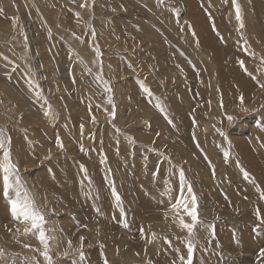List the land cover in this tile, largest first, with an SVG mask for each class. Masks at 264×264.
<instances>
[{
    "label": "rangeland",
    "instance_id": "rangeland-1",
    "mask_svg": "<svg viewBox=\"0 0 264 264\" xmlns=\"http://www.w3.org/2000/svg\"><path fill=\"white\" fill-rule=\"evenodd\" d=\"M189 3L210 37L203 55ZM257 14L264 27V0H0V140L19 199L45 218L53 264H77L81 244L85 264H187L188 243L192 264H264V43L249 41L252 57L235 47ZM217 47L240 50L234 68L210 55ZM2 175L0 264H48Z\"/></svg>",
    "mask_w": 264,
    "mask_h": 264
},
{
    "label": "snow or ice",
    "instance_id": "snow-or-ice-1",
    "mask_svg": "<svg viewBox=\"0 0 264 264\" xmlns=\"http://www.w3.org/2000/svg\"><path fill=\"white\" fill-rule=\"evenodd\" d=\"M85 5H81V7H84ZM239 8H237V19H239ZM241 65L243 66V62H241ZM110 91V88H109ZM241 101H243V97H241ZM45 115L47 116L48 113L46 112ZM229 120L232 119V117H228ZM94 122V118H93ZM81 131L83 132V125H81ZM222 136L224 135L223 132L220 133ZM57 144L62 148L63 145L57 140ZM0 150H2L3 155V161L0 163V172H2V190L3 195L5 197H8L10 194V191L13 189V187L16 188V196L18 199L11 201V211L13 214V217L15 219H23V220H30L32 222V228L39 231V240L44 245L45 250L41 253L44 257V259L48 262V264H53L52 256L49 254V243L46 239V233L43 230V224L45 223L44 216L35 209L34 204L32 201L28 198L27 192L24 193V199L20 200L19 197L21 196L20 189L23 188L22 181L19 176V170L15 163L11 160V152L10 148L5 147V144L3 140H0ZM81 150L83 151V146H81ZM225 157L227 158V153H225ZM181 180H183L184 175L183 171L181 170L180 173ZM14 180V182H13ZM188 192L191 193V187H188ZM115 194V193H114ZM116 198L119 199L118 194H116ZM261 199H264V196H261ZM192 204L194 205L191 210H188L187 206H185V212L187 215H189L192 219V223L188 224L185 223L183 220L180 221L182 227L188 231L189 234H191L196 227L197 222L199 221L198 213L195 207L196 204V198L193 195L192 196ZM180 205V200L176 201V204L172 205V207H178ZM257 217H260V210L257 209L256 211ZM262 223H264V220H262ZM81 241H83V237H81ZM167 243L171 244V241H166ZM70 243V242H69ZM25 247H28V245H25ZM188 254H187V264H192V255L194 251V245L192 243H188ZM77 254L79 256V260L77 264H85L86 256L83 252V245L81 244L80 249L77 250ZM63 255H68V253H64ZM260 256L264 257V250H261ZM104 264H108L107 260H104Z\"/></svg>",
    "mask_w": 264,
    "mask_h": 264
},
{
    "label": "bare ground",
    "instance_id": "bare-ground-1",
    "mask_svg": "<svg viewBox=\"0 0 264 264\" xmlns=\"http://www.w3.org/2000/svg\"><path fill=\"white\" fill-rule=\"evenodd\" d=\"M11 1V0H10ZM81 1V0H80ZM134 1V0H133ZM150 1V0H149ZM182 2H183V0H181ZM190 1H192V0H190ZM254 1V0H253ZM9 2V1H8ZM18 2V1H17ZM26 2V1H25ZM60 2V1H59ZM62 2V1H61ZM79 2V1H78ZM141 2V1H140ZM139 2V3H140ZM257 2V1H256ZM22 3V2H21ZM50 3V2H49ZM142 3V2H141ZM157 3V2H156ZM177 3V2H176ZM185 3H187L186 1H185ZM193 3H194V1H193ZM9 4V3H8ZM7 4V5H8ZM11 4H12V2H11ZM66 4V3H65ZM68 4V3H67ZM71 4V3H70ZM195 4V8L198 10L199 8H197V5L198 4H196V3H194ZM57 5V4H56ZM78 5V4H77ZM151 5V4H150ZM10 6V5H9ZM53 6V5H52ZM66 6V5H65ZM69 6V5H68ZM156 6V5H155ZM203 6V5H202ZM135 7V6H134ZM201 7V6H200ZM252 7H253V5H252ZM194 8V9H195ZM77 9V8H76ZM80 9V8H79ZM193 9V6H192V4L191 3H189V4H187L186 5V12H188V15L190 14V15H192L191 16V18L192 19H196L195 21H197V22H193V21H190V23H194V26H195V30H196V34H197V38L200 40V45L202 46H200V48H201V50H200V53H199V51L197 52V54H201V55H203L204 54V51L203 50H206L205 49V47H206V41H205V37L206 38H210L209 36H208V34L207 33H205V31H204V29H203V26H202V24H201V31H200V26H199V18L201 17L200 15H206L205 14V12L204 11H202V12H200L199 11V13H200V17L198 18V14H197V12L198 11H196V14H193V11H195ZM62 10V9H61ZM61 10H60V12H61ZM6 11H7V9H6ZM36 12V11H35ZM68 12V11H67ZM79 12V11H78ZM170 12V11H169ZM253 12V11H252ZM77 13V12H76ZM220 13V12H219ZM261 13V12H260ZM37 14V13H36ZM61 14V13H60ZM68 14H70V13H68ZM235 14V13H234ZM254 14V13H253ZM256 14V13H255ZM25 15V14H24ZM220 15V14H219ZM228 15V14H227ZM236 15V14H235ZM27 16V15H26ZM64 16V15H63ZM123 16V15H122ZM125 16V15H124ZM193 16H195L194 18H193ZM24 17V16H23ZM30 17V16H29ZM68 17V16H67ZM66 17V18H67ZM255 17V16H254ZM14 18V17H13ZM40 19H41V17H39ZM75 18V17H74ZM124 18H126V17H124ZM253 18V17H252ZM37 19V18H36ZM221 19H224L223 21H224V23L225 24H227L228 23V21L227 20H225V17L223 16V17H221ZM256 19H258L259 21H258V28H254V27H252L251 29H250V31H251V34H250V36H249V38L250 39H245L244 40V44H243V46L241 47V46H235L236 48H240V49H243V51L244 52H246V56H251L252 57V55H251V52L250 51H248V48H250V47H252V45L249 43V41L251 40L253 43H254V45H255V47H257V48H259V49H263L260 45H258L257 43H256V41L255 40H258L259 39V41L262 43H264V41L261 39V38H258V36L260 35V36H263L264 37V27H262V22H261V18H260V14H257V17H256ZM9 20V19H8ZM31 22H29V23H33V21H34V16L32 17L31 16ZM47 20V19H46ZM126 20V19H125ZM165 20V19H164ZM27 21V20H26ZM25 21V22H26ZM38 21V20H37ZM77 21H79V20H77ZM159 21V20H158ZM221 21V20H220ZM219 21V22H220ZM264 21V20H263ZM6 22V21H5ZM128 22V21H127ZM136 22V21H135ZM139 22V21H138ZM168 22V21H167ZM215 22V21H214ZM199 23V24H198ZM202 23V22H201ZM16 24V23H15ZM80 24H81V22H80ZM132 24V23H131ZM143 24V23H142ZM151 24V23H150ZM191 24V25H192ZM217 24H219L218 22H217ZM234 24V23H233ZM3 25H5V24H3ZM28 25V24H27ZM73 25H76V24H73ZM72 25V26H73ZM115 25V24H114ZM144 25V24H143ZM146 25V24H145ZM79 26V25H78ZM139 26H141L140 25V23H139ZM234 26V25H233ZM5 27V26H4ZM15 27V26H14ZM18 27V26H17ZM60 27V26H59ZM75 27V26H74ZM135 27V26H134ZM148 27V26H147ZM149 27H150V25H149ZM152 27V26H151ZM150 27V28H151ZM192 27V26H191ZM231 27V26H230ZM7 28V27H6ZM5 28V29H6ZM80 28V27H79ZM142 28V27H141ZM207 28V27H206ZM76 29V28H75ZM136 29V28H135ZM147 29V28H146ZM236 29V28H235ZM1 30V29H0ZM9 30V29H8ZM147 30H150V29H147ZM259 30V31H258ZM13 30H11V32H12ZM63 31V30H62ZM65 31V30H64ZM78 31H79V29H78ZM184 31V30H183ZM194 31V30H193ZM200 31V32H199ZM219 31V30H218ZM239 31V30H238ZM9 32H10V30H9ZM66 32H68V30L66 31ZM65 32V33H66ZM81 32H82V30H81ZM80 32V33H81ZM128 32V31H127ZM131 32V31H130ZM136 32H138V31H136ZM143 32V31H142ZM155 32V31H154ZM167 32V31H166ZM258 32V33H257ZM262 32V33H261ZM133 33V32H132ZM151 34H154V33H152V32H150ZM157 33V32H156ZM155 33V34H156ZM234 33V32H233ZM70 34V33H69ZM138 34H139V32H138ZM150 34V35H151ZM169 34V33H168ZM171 34V33H170ZM194 34H195V32H194ZM236 34H238L237 32H236ZM248 34V33H247ZM254 34H258L257 36H256V38L254 37ZM263 34V35H262ZM129 35V34H128ZM135 35V34H134ZM147 35H149V34H147ZM137 36H139V35H137ZM155 36V35H154ZM157 36H159V35H157ZM188 36H190V35H188ZM196 36V35H195ZM194 36V37H195ZM237 36V35H236ZM19 37V36H18ZM143 37V36H142ZM141 36L139 37V38H142ZM145 37H146V35H145ZM223 37H225V36H223ZM222 37V38H223ZM241 37V36H240ZM245 37V36H244ZM149 38V37H148ZM150 38H152L151 36H150ZM156 38V37H155ZM196 38V39H197ZM226 38V37H225ZM228 38V37H227ZM226 38V39H227ZM231 38V37H230ZM234 38H235V36H234ZM246 38V37H245ZM8 39V38H7ZM69 39V38H68ZM134 39V38H133ZM153 39V38H152ZM152 39H150L151 41H152ZM159 39V38H158ZM3 40V39H2ZM132 40V39H131ZM140 40V39H139ZM142 40V39H141ZM149 40V41H150ZM210 40V39H209ZM212 40V39H211ZM219 40V39H218ZM225 40V39H224ZM143 41V40H142ZM146 41V40H145ZM162 41V40H161ZM228 41V40H227ZM144 42V41H143ZM224 42V41H223ZM236 42V41H235ZM9 43V42H8ZM184 43H186L187 44V46H191L192 45V40H190L189 38H187V41H185ZM196 43V42H195ZM227 43V42H226ZM231 43V42H230ZM233 43V42H232ZM105 44V43H104ZM107 44V43H106ZM105 44V45H106ZM240 44V43H239ZM232 45V44H231ZM254 45H253V47H254ZM227 46V45H226ZM112 47V46H111ZM147 47V46H146ZM218 48V47H217ZM221 48V47H220ZM220 48H218L217 50H213V51H210V55L211 56H213V58L215 57V58H218L219 56H229V60H228V64H229V66H231V68H234V64H236V61H237V57H238V54L240 53V50H238L239 51V53L238 54H236V53H231V52H228L227 50H222V49H220ZM238 48V49H239ZM87 49V48H86ZM109 49V48H108ZM198 49V48H197ZM210 49V48H209ZM224 49V48H223ZM234 48H232V50H233ZM138 51V50H137ZM164 51V50H163ZM191 51V50H190ZM228 52V53H226V52ZM86 52H87V50H86ZM154 52V51H153ZM134 53V52H133ZM156 53V52H155ZM193 55H194V53H193V51L191 52ZM9 55V54H8ZM7 55V56H8ZM200 55V56H201ZM239 55H241V54H239ZM242 55H244V54H242ZM177 56V55H176ZM206 55H204V57H205ZM168 57V56H167ZM194 57V56H193ZM236 57V58H235ZM1 58V57H0ZM12 58H13V56H12ZM128 58V57H127ZM130 58H131V56H130ZM198 58V57H197ZM196 58V59H197ZM242 58H244V56L242 57ZM2 59V58H1ZM148 59V58H147ZM159 59V58H158ZM206 59V58H205ZM220 60V59H219ZM75 61V60H74ZM174 61V60H173ZM178 61V60H177ZM209 61V60H208ZM167 62H168V60H167ZM242 62L243 63H245V60H242ZM181 63V62H180ZM199 63H203L202 62V59L201 60H197V65L199 64ZM207 63V62H206ZM238 64V63H237ZM244 65V64H243ZM73 66V65H72ZM84 67V66H83ZM113 69V68H112ZM155 69V68H154ZM165 69V68H164ZM167 70V69H166ZM159 71H161V72H164V70H159ZM109 72V71H108ZM99 73V72H98ZM102 73V72H101ZM169 74V76H171L172 74L171 73H168ZM167 74V75H168ZM200 74V73H199ZM98 75V74H97ZM195 75V74H194ZM243 75V74H242ZM196 76H198L197 74L195 75V78H196ZM204 76V75H203ZM203 76H202V78H203ZM230 76H232V78H234L236 81H238L240 78H241V73L239 72V71H235V72H231L230 73ZM191 77V76H190ZM201 77V76H200ZM243 77H245V76H243ZM164 78V77H163ZM192 78V77H191ZM209 78V77H208ZM204 79H205V77H204ZM243 79V78H242ZM248 80V79H247ZM215 81V80H214ZM235 81V82H236ZM241 81V80H240ZM242 81H244V80H242ZM199 82V81H198ZM6 83V82H5ZM243 83V82H242ZM7 84V83H6ZM121 84V83H120ZM212 84V83H211ZM252 84V83H251ZM242 85H246V84H242ZM250 85V84H249ZM200 86H201V84H200ZM211 86V85H210ZM4 87V86H3ZM2 87V88H3ZM198 87V86H197ZM196 87V88H197ZM248 86H246V88H247ZM98 88V87H97ZM221 88H223V87H221ZM225 89H226V87H224ZM228 88V87H227ZM241 88V87H240ZM249 88H250V86H249ZM258 88V87H257ZM230 89V88H229ZM248 89V88H247ZM193 90H194V88H193ZM196 90V89H195ZM194 90V91H195ZM233 90V89H232ZM245 90V89H244ZM231 91V90H230ZM250 91V90H249ZM145 92V91H144ZM197 92V91H196ZM201 92V91H200ZM233 92V91H232ZM203 93V92H202ZM190 94V93H189ZM227 94H229V93H227ZM218 95V94H217ZM195 96V95H194ZM213 96V95H212ZM225 97V96H224ZM229 97V96H228ZM216 98H219V97H216ZM215 98V99H216ZM199 99H200V97H199ZM234 99V98H233ZM219 100V99H218ZM224 100V99H223ZM235 100V99H234ZM183 101V100H182ZM225 101V100H224ZM222 102V101H221ZM172 105V104H171ZM181 105V104H180ZM233 105H235V104H233ZM212 106V105H211ZM210 106V107H211ZM233 107V106H232ZM29 111V110H28ZM51 115V114H50ZM28 116V115H27ZM48 116V115H47ZM51 117V116H50ZM52 118V117H51ZM161 127V126H160ZM264 128V127H263ZM30 129H31V127H30ZM33 129V128H32ZM249 129V128H248ZM261 130V129H260ZM32 131V130H31ZM253 133V132H252ZM51 140V139H50ZM244 140V139H243ZM246 140V139H245ZM258 140V139H257ZM254 141V140H253ZM259 141V140H258ZM69 142V141H68ZM170 142V141H169ZM178 143V142H177ZM245 143H246V141H245ZM256 143V142H255ZM259 143V142H258ZM261 143V142H260ZM259 143V144H260ZM240 144V143H239ZM237 145V144H236ZM242 145H243V143H242ZM190 146V145H189ZM244 146V145H243ZM262 146V145H261ZM260 148V147H259ZM245 149V148H244ZM243 149V150H244ZM176 150H177V148H176ZM183 150V149H182ZM248 150V149H247ZM263 150V149H262ZM238 151V150H237ZM241 151V150H240ZM245 151V150H244ZM195 153V152H194ZM247 153V152H246ZM245 153V154H246ZM242 154H244V153H242ZM162 157V156H161ZM183 157V156H182ZM180 160V159H179ZM187 160H188V158H187ZM173 162V161H172ZM212 162V161H211ZM213 162H215V161H213ZM190 163V162H189ZM193 163V162H192ZM196 164V163H195ZM210 164V163H209ZM122 165H124L123 163H122ZM194 165V164H193ZM214 165H215V163H214ZM214 165H212V166H214ZM138 167V166H137ZM146 167V166H145ZM154 168H155V166H154ZM189 168H190V166H189ZM197 168V167H196ZM188 170V169H187ZM214 170V169H213ZM197 173H200V172H197ZM200 176V175H199ZM204 178V177H203ZM206 178V177H205ZM148 180V179H147ZM216 180V179H215ZM132 181V180H131ZM149 181V180H148ZM192 186V185H191ZM211 188V187H210ZM166 189V188H165ZM196 190V189H195ZM128 191V190H127ZM104 192V191H103ZM137 192V191H136ZM99 193V192H98ZM153 193H155V192H153ZM157 193V192H156ZM101 194V193H100ZM140 195V194H139ZM156 195V194H155ZM154 195V196H155ZM152 196V195H151ZM151 199V198H150ZM161 199V198H160ZM139 200H141V201H149L148 199H145V197H143V196H140L139 197ZM0 202H2L1 200H0ZM162 204H163V202H162ZM121 205V204H120ZM198 205V204H197ZM164 206V205H163ZM194 206V205H193ZM1 207H2V205H1ZM4 207V206H3ZM6 207V206H5ZM127 207V206H126ZM159 207V206H158ZM7 208V207H6ZM206 209V208H205ZM2 210V209H1ZM2 213V212H1ZM2 214H4V213H2ZM4 216V215H3ZM83 221V220H82ZM130 221V220H129ZM148 222V221H147ZM142 225V224H141ZM144 225H146V224H144ZM130 227V226H129ZM145 227H147V226H145ZM138 228V227H137ZM148 228V227H147ZM146 228V229H147ZM220 235V234H219ZM243 243V242H242ZM45 250V249H44ZM23 253H24V251H23ZM26 253V252H25ZM31 255V254H30Z\"/></svg>",
    "mask_w": 264,
    "mask_h": 264
}]
</instances>
